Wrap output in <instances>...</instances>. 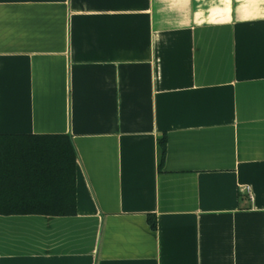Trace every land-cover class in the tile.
<instances>
[{"label": "crops", "instance_id": "1", "mask_svg": "<svg viewBox=\"0 0 264 264\" xmlns=\"http://www.w3.org/2000/svg\"><path fill=\"white\" fill-rule=\"evenodd\" d=\"M0 134L78 152L0 264H264V0H0Z\"/></svg>", "mask_w": 264, "mask_h": 264}, {"label": "trees", "instance_id": "2", "mask_svg": "<svg viewBox=\"0 0 264 264\" xmlns=\"http://www.w3.org/2000/svg\"><path fill=\"white\" fill-rule=\"evenodd\" d=\"M166 146L163 135L160 169ZM77 162L69 134H0V214H76ZM149 221L156 228V216Z\"/></svg>", "mask_w": 264, "mask_h": 264}, {"label": "built area", "instance_id": "3", "mask_svg": "<svg viewBox=\"0 0 264 264\" xmlns=\"http://www.w3.org/2000/svg\"><path fill=\"white\" fill-rule=\"evenodd\" d=\"M247 190H248V192H250V191H249V188H247Z\"/></svg>", "mask_w": 264, "mask_h": 264}]
</instances>
